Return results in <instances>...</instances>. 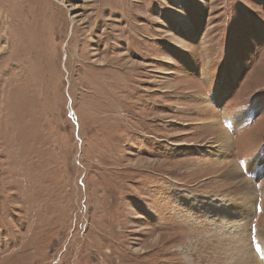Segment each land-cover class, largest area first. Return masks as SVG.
I'll use <instances>...</instances> for the list:
<instances>
[{
    "label": "rangeland",
    "instance_id": "1",
    "mask_svg": "<svg viewBox=\"0 0 264 264\" xmlns=\"http://www.w3.org/2000/svg\"><path fill=\"white\" fill-rule=\"evenodd\" d=\"M263 153L264 0H0V264H264Z\"/></svg>",
    "mask_w": 264,
    "mask_h": 264
},
{
    "label": "bare ground",
    "instance_id": "2",
    "mask_svg": "<svg viewBox=\"0 0 264 264\" xmlns=\"http://www.w3.org/2000/svg\"><path fill=\"white\" fill-rule=\"evenodd\" d=\"M218 125V124H217ZM221 130V129H220ZM221 134H222V132H221ZM226 134V133H225ZM225 137L224 138H227L226 137V135H224ZM216 138V137H215ZM220 138V137H219ZM217 139V138H216ZM236 171L237 170H231V175H233V172H234V174H236L237 175V173H236ZM239 177V176H238ZM241 179V178H240ZM242 181V180H241ZM243 183H244V181H243ZM237 192H238V190H239V187L238 186H236V189H235ZM243 190H245L244 188L242 189L241 188V191H243ZM253 195V194H252ZM249 246H251V243L249 244ZM253 247V246H252ZM242 248H244L238 241H236V242H234V246H233V251H236L238 254H243L242 256H246L248 259H250V261L252 262V263H256V264H262V263H260L259 262V260H258V258H255V256H254V252L253 251H251V252H249L248 251V249L246 250V249H243L242 250ZM236 253V254H237ZM250 253H252V254H250ZM259 255L261 256V257H264V251H263V248L260 246V249H259ZM244 256V257H245ZM245 257V258H246ZM230 258V257H229ZM243 258V257H242ZM236 259V258H235ZM264 259V258H263ZM249 263V261L247 262V264ZM250 264V263H249Z\"/></svg>",
    "mask_w": 264,
    "mask_h": 264
},
{
    "label": "snow or ice",
    "instance_id": "3",
    "mask_svg": "<svg viewBox=\"0 0 264 264\" xmlns=\"http://www.w3.org/2000/svg\"><path fill=\"white\" fill-rule=\"evenodd\" d=\"M251 231H255V229H254V228H252V229H251ZM257 251H259V249H257Z\"/></svg>",
    "mask_w": 264,
    "mask_h": 264
}]
</instances>
